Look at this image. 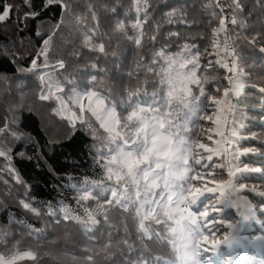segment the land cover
Wrapping results in <instances>:
<instances>
[{
	"label": "snow or ice",
	"instance_id": "1",
	"mask_svg": "<svg viewBox=\"0 0 264 264\" xmlns=\"http://www.w3.org/2000/svg\"><path fill=\"white\" fill-rule=\"evenodd\" d=\"M23 4L29 10L23 13L21 31L29 21H39L52 5L60 7L61 19L46 38L40 29L35 31L41 36L40 50L20 71L37 77L39 100L55 105L52 111L67 122L69 133L80 125L99 142L89 146L99 174L82 177L78 183H73V174L62 177L75 190L82 212L73 214L57 205L62 220L85 235L100 229L99 237H88L92 247L83 249V259L93 264L101 257L105 264H210L205 256L236 240L241 221L254 218L257 211L264 214V205L254 207L249 196L264 198V184L240 182L246 175L264 177V167L243 159L264 156L259 148L242 144L257 140L255 134L245 132L244 123L250 118L244 110H255L250 108L246 89L255 85L247 83L243 50L258 42L248 39L245 31L253 14L245 0H215L219 12L212 11L203 28L206 31L218 21L212 30V51L201 48L204 35L192 34L201 31V21L192 15L194 4L190 8L187 3L170 5L169 0H85L82 7L78 0H41L39 9L33 0ZM255 8L264 24V0H255ZM65 17L84 33L83 46L97 54L80 64V53L73 50L70 55L78 67L72 72L64 59L53 63L50 57V41L63 30ZM9 19L11 6H0V23ZM122 40L134 46L138 67L146 75L143 84H133L140 75L127 73L128 80L117 92L116 73L96 61L112 57L118 69L126 51L119 47ZM259 51L264 53V46ZM89 70L101 75H91ZM104 80L110 84L100 87ZM24 86L23 80L17 84ZM260 109L264 115V105ZM90 118L106 135L98 134ZM25 119L19 111L0 118V182L7 184L4 176L11 175L25 189L16 197L23 210L37 217L57 216L51 203L42 206L43 213L33 206L31 186L13 162L14 145L34 142ZM205 129L211 144L197 136ZM15 155L23 159L26 152ZM89 201L95 208L88 206ZM111 209L128 214L133 224L115 228ZM227 209L234 210L232 216L221 215ZM7 229L8 225L0 226V242L11 235ZM27 229L29 236L39 232L30 224ZM221 230L226 231L217 238ZM25 258L38 261L40 253L0 254V264H17Z\"/></svg>",
	"mask_w": 264,
	"mask_h": 264
},
{
	"label": "trees",
	"instance_id": "2",
	"mask_svg": "<svg viewBox=\"0 0 264 264\" xmlns=\"http://www.w3.org/2000/svg\"><path fill=\"white\" fill-rule=\"evenodd\" d=\"M78 2L82 7L85 4V0H78ZM33 3L37 9L40 8L41 0H33ZM125 3H128V0H125ZM186 3L190 8L193 4L195 5L192 15L201 21V31H194L192 34L204 35L206 39L200 40L199 44L202 49L207 47L208 51H212V30L218 26V21L211 27H207L206 31L203 28L208 25L211 12H219V9L214 6L215 0H169V4L173 6ZM245 3L253 12L245 31L248 39L255 38L258 42L255 47L245 46L243 50L244 62L249 73L247 83L255 85V87L246 89L250 108L255 110H244L250 117L244 123L245 132L249 135L255 134L257 140L242 141V144L257 147L264 152V145L259 143V141H264V115L260 109V106L264 105V92L260 91L264 87V53L259 51V48L264 46V24L261 22L259 11L255 8V0H245ZM206 4L209 5L207 9ZM3 5L11 6V19L7 23H0V118H10L11 113L16 111L26 118L24 126L32 133L34 142L29 145H14L11 149L15 157L13 162L22 179L31 186L30 195L35 198L33 206L43 213L42 206L51 203L58 214L57 216L42 214L37 217L23 210L18 206L16 197L22 196L25 189L17 185L11 175H5L4 180L8 183L0 182V226L8 225L7 230L11 232V235L3 237L0 242V254L8 256L10 252L23 253L25 251L40 253L38 261L25 258L18 260L17 264H93L83 259V249L92 247L88 237H99L100 229L85 235L78 226L70 225L62 220V212L57 205L68 207L73 214L82 212L75 202V190L65 183L62 177L66 173L73 174L76 176L73 183H78L82 177L91 178L94 174H99L100 169L94 163L89 147L91 144L99 146V142L93 140L80 125L74 133H69L67 122L53 113L52 107L55 105L49 106L48 102L39 100L37 77L34 74L20 71L30 66L35 53L40 50L41 36L46 38L52 27L60 22V7L50 6L42 12L39 21H29L28 27L21 31L20 26L24 23L23 13L29 10L24 6L23 0H0V6ZM42 25L48 27H41ZM63 25V30L50 41V57L53 63L56 59H64L68 71L72 72L78 67L73 63L76 58L70 55L73 50L80 53V64L94 60L97 54L83 46L84 33L77 28L72 19L63 18ZM37 29H40L41 36L35 35ZM119 47L126 51L120 57L118 69L114 66L112 57L107 60L101 57L96 61L100 67H106L110 72L116 73L115 91L117 92L128 80L127 73L134 72L140 75V80H134L133 84L137 82L143 84L146 75L138 67L139 56L136 55L134 46L122 40L119 42ZM89 72L98 77L101 75L94 70H89ZM20 80L25 82L22 89L17 87ZM83 84L84 81H81V88ZM109 84V81L104 80L100 82V87ZM90 123L98 130L99 135H106L103 129H99L94 118H90ZM205 131L206 129L200 130L197 136L211 144L212 141L207 140L203 134ZM68 135L71 139H67ZM20 151L26 152L23 159L15 155ZM28 157L32 159L29 160ZM243 159L246 163L264 167V156ZM51 169H55V173L51 172ZM240 182L249 186L264 184V177L256 174L246 175ZM249 196L254 202V207L264 205V198L251 194ZM88 206L95 208V203L89 201ZM233 211L227 209L221 215L232 216ZM109 216L115 228L123 229L125 222L129 225L133 224L128 214L117 209H111ZM100 218L102 220V216ZM29 224L39 232H34L29 236L27 229ZM153 226L158 227L155 224ZM225 231L221 230L217 238H222ZM262 241H264V214L257 211L254 218L241 221L236 240L230 244H222L217 253L206 255L205 259L209 260L210 264H264ZM154 247H156L155 244ZM95 264H105V261L101 257L95 261Z\"/></svg>",
	"mask_w": 264,
	"mask_h": 264
}]
</instances>
